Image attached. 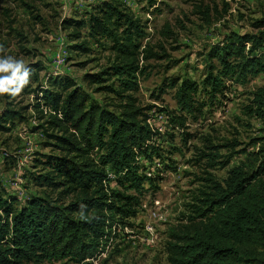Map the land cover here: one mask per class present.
<instances>
[{
  "label": "trees",
  "instance_id": "16d2710c",
  "mask_svg": "<svg viewBox=\"0 0 264 264\" xmlns=\"http://www.w3.org/2000/svg\"><path fill=\"white\" fill-rule=\"evenodd\" d=\"M197 9L209 18L207 7L202 11L197 5ZM63 24L72 29L70 36L76 41L71 49L88 52L93 40L108 50L107 64L82 76L105 99L93 97L67 74L49 76L41 84L43 66L38 62L21 68L16 82L6 85L9 91L1 93L5 106L0 111V130L8 131L27 120L25 107H17L14 101L35 94L31 107L36 128L45 134V143L53 151L36 159L40 173H32L31 178L55 197L30 196L15 208L16 198L6 197L0 188V264H45L62 259L88 264L86 259L104 251L113 225H130L146 193L158 189L156 175L145 172L153 157L161 158L155 142L158 133L147 122L150 111H167L171 125L182 127L187 117L203 115L206 105H213L229 84L264 74L262 16L250 22V31H230L208 48L201 80H168L167 88H175L178 110L141 105L136 96L140 77L150 74V59L165 56L162 44L155 50L145 41L146 23L120 0H101L86 18H66ZM161 34L172 38L174 32L165 24ZM25 71L29 73L27 83L14 94ZM5 77H11V71H0V79ZM199 93L206 100H199ZM250 111L264 122V84L252 91ZM203 139V147L195 145V150L209 168L226 167L241 153L245 157L222 179L208 170L197 178L200 183L186 204L184 222L171 230L166 241V259L169 264H264V136L254 138L257 146L249 151L235 150L236 142L223 144L230 149L225 155L218 153V145L210 138ZM248 160L253 163L249 170ZM108 261L102 259L100 264Z\"/></svg>",
  "mask_w": 264,
  "mask_h": 264
},
{
  "label": "rangeland",
  "instance_id": "374dc122",
  "mask_svg": "<svg viewBox=\"0 0 264 264\" xmlns=\"http://www.w3.org/2000/svg\"><path fill=\"white\" fill-rule=\"evenodd\" d=\"M100 1L0 0V62H19L21 68L41 63V84L45 85L49 76L67 74L93 97L104 100V95L93 92V86L85 84L82 76L106 65L108 50L93 40L88 52L71 49L76 41L71 39L72 29L63 24L66 18H86ZM120 1L146 23L145 41L155 50L158 44L165 48L164 57L148 61L150 74L140 77L138 101L141 105L166 107L169 111L178 109L175 88H167L168 80L173 77L201 80L206 73L203 58L208 48L230 31H250V22L264 16V0H155L154 6L148 0ZM197 5L202 11L207 7L208 19L198 11ZM165 24L173 30L172 38L161 34ZM82 31L86 33L85 29ZM10 71L1 72L9 74ZM263 84L264 74L250 77L242 84H229L213 105H206L203 115L195 119L187 117L182 127L171 125L167 111L155 108L150 111L151 122L157 126L155 142L160 146L161 158L153 157V163L146 170L156 175L158 189L146 193L141 209L130 219L127 228L113 225L104 251L93 261L86 259L88 264H100L105 258L109 259L107 264H169L165 244L171 230L184 222L181 218L186 204L200 183L197 178L205 176L203 172L208 170L222 179L233 164L245 157V153L235 155L226 167L213 169L204 165V159L199 160L195 145L203 147L206 136L213 145H218V153L222 155L230 152L229 146H223L226 143H238L235 150L255 148L254 138L264 136V122L251 113L250 105L252 91ZM160 89L164 90L161 94ZM34 95L25 94L14 101L17 107H25L27 120L15 123L8 131L0 130V188L6 197L16 198L15 208L30 196L55 197L31 178L32 173H40L36 159L53 151L45 143V134L36 128L37 119L31 107ZM198 98L206 100L203 93ZM4 106L0 93V111ZM160 112L167 116L159 115ZM247 163L249 170L253 163L249 160ZM45 264L81 263L62 259Z\"/></svg>",
  "mask_w": 264,
  "mask_h": 264
},
{
  "label": "clouds",
  "instance_id": "9594fccd",
  "mask_svg": "<svg viewBox=\"0 0 264 264\" xmlns=\"http://www.w3.org/2000/svg\"><path fill=\"white\" fill-rule=\"evenodd\" d=\"M21 66L22 65L19 62L15 64L0 62V71L11 70V77H5L3 79H0V93L9 91V88L6 87V85H12L16 82L17 73L20 71ZM28 75H29L28 71H25L24 75L19 77L20 86L13 90L14 94L18 93L21 90V88L27 83L26 78L28 77Z\"/></svg>",
  "mask_w": 264,
  "mask_h": 264
},
{
  "label": "built area",
  "instance_id": "2783aa9c",
  "mask_svg": "<svg viewBox=\"0 0 264 264\" xmlns=\"http://www.w3.org/2000/svg\"><path fill=\"white\" fill-rule=\"evenodd\" d=\"M163 113V115L164 116H167V114H164V112H160V113H158L159 115H161ZM151 117H152V115H150L149 117H148V119H147V122H148V124H149V126L152 128V129H154V130H156L157 128V126H155V124H153L152 122H151ZM163 117V116H162ZM154 125V126H153ZM146 172V174L147 175H152V173L150 172V170H146L145 171ZM109 176H110V178H113V176L111 175V174H109ZM111 185H113V181H110L109 182ZM128 226H124L123 228H127ZM103 252V251H102ZM101 252V253H102ZM94 259L92 258V261H93Z\"/></svg>",
  "mask_w": 264,
  "mask_h": 264
}]
</instances>
